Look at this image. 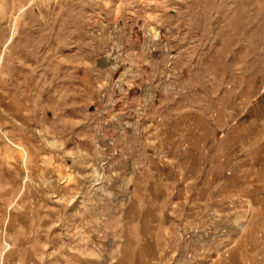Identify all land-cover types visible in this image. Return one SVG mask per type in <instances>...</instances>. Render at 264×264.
<instances>
[{"label":"rangeland","instance_id":"obj_1","mask_svg":"<svg viewBox=\"0 0 264 264\" xmlns=\"http://www.w3.org/2000/svg\"><path fill=\"white\" fill-rule=\"evenodd\" d=\"M188 144L209 186L258 182L264 0H0V264H208L230 246L264 264V193L166 223L154 253L164 150Z\"/></svg>","mask_w":264,"mask_h":264},{"label":"crops","instance_id":"obj_2","mask_svg":"<svg viewBox=\"0 0 264 264\" xmlns=\"http://www.w3.org/2000/svg\"><path fill=\"white\" fill-rule=\"evenodd\" d=\"M250 145V151L253 155L257 152H262L260 139H253ZM238 148L239 145L234 147L232 152L239 151ZM164 151L166 158L171 162V166L162 167L160 172L162 173L161 176H164L163 185L170 192L168 194L169 196L166 198L161 197L159 200H154V207H152L154 210V222L151 221L150 224L152 227L154 226V253H156L158 251L157 248L161 246L158 245L160 243L159 239L164 237L163 231L164 228H166V223L171 226L172 221L182 222L185 227H188V230L195 231L197 230L195 227L198 226V224L202 225L204 219L206 220L207 217H210L211 221L222 222L224 207L233 204V201L228 197L230 195H232V199L234 198L233 200L236 202L235 205H239L241 202L239 200L246 197L252 206L262 203L261 196H263L264 193V156L256 154V167L259 168L258 182L250 184L244 179L237 178L229 173L228 170H225L220 174L226 173L227 178L223 179L221 177V180H225L224 185L219 186L218 184L219 187L217 189V186H209L206 176L202 175V171L206 174L208 170H202L203 166L200 165L197 159L198 151L195 146L188 144L183 150L179 151L182 153H179L173 151L171 145H169ZM176 192L179 193V195L172 198V195ZM191 192L196 194L192 196V198H188ZM210 197L212 202L210 201ZM167 211H169L170 217L166 215ZM190 214L197 217L190 218ZM140 222L143 223L142 215ZM137 229L140 235H142L143 227L137 226ZM166 230L169 229L166 228ZM198 231H200V229ZM170 234H172V232H170ZM225 234L227 235L228 232ZM254 234L259 236L257 232ZM183 235L185 237H193L196 235V232L183 231ZM241 235L242 232L237 235V238H240ZM200 236V233L196 235V237ZM229 240L230 239H228V242ZM220 254L222 256L224 254L222 259L225 258V262H221L222 259L220 257L218 259L212 258V261L208 264H239L237 246L226 247L219 252V255Z\"/></svg>","mask_w":264,"mask_h":264}]
</instances>
